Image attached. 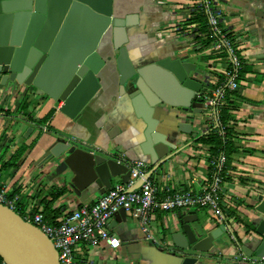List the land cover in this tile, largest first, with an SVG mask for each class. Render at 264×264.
<instances>
[{"label": "crops", "instance_id": "0c3cea01", "mask_svg": "<svg viewBox=\"0 0 264 264\" xmlns=\"http://www.w3.org/2000/svg\"><path fill=\"white\" fill-rule=\"evenodd\" d=\"M217 4L222 10V25L236 34L243 67L247 68L241 69L240 87L234 94L236 107L228 121L238 147L227 158L224 169L220 204L225 222H220L207 208L191 207L174 212L156 211L151 216V226L154 236L164 241L168 240L166 226L179 225L186 215L191 218L196 215L198 221H209L216 224L214 226L223 224L226 232L215 244L216 250L227 258L237 252L236 241L248 232L234 215H228V207L232 206L238 217L251 222L263 202L258 195L264 188V58L260 57L264 53V0H217ZM114 7L139 14V23L128 28V47L135 66L167 55L176 47L186 48L187 53L198 55V60L193 61L210 74L211 90L217 78L214 72L220 71L223 61L208 54L203 47L205 37L196 29L197 23L189 22L190 0H114ZM184 31L188 34L191 31L190 35L195 31V34L183 36ZM98 50L103 56L110 53L108 42L99 44ZM110 72L112 78L108 77ZM98 75L101 78L99 90L75 119L59 111L62 101L45 94L25 93L23 89L0 97V182L10 192L20 194L19 206L23 211L40 210L50 222H55L65 211L84 202L92 203L101 194L97 183L89 184L86 175L82 171L76 174L64 164L62 157L40 160L59 138L74 139L84 147L101 146L126 158L146 160L140 150L133 149L141 138L140 134L136 138L135 133L140 132L143 123L133 116L126 97L118 94L113 60L106 61ZM50 109H54L51 117L46 122L39 121ZM202 116L206 120L198 126L195 139L174 133V128L168 135L179 150L164 171L154 169L146 161V175L150 173L148 177L157 186L158 198L182 190L198 193L208 178L212 145L199 137L207 134L215 122L206 114ZM14 153L20 156L13 159ZM117 181L119 177L112 178V184ZM139 184L140 179H137L133 186ZM61 190L63 192L59 193ZM116 215L119 222L114 223L112 215L108 228L119 235L120 246L113 249L103 242L79 244L74 249L76 262L161 264L165 255L159 247L150 246V240L129 212L125 211V220L120 214Z\"/></svg>", "mask_w": 264, "mask_h": 264}, {"label": "water", "instance_id": "95a60500", "mask_svg": "<svg viewBox=\"0 0 264 264\" xmlns=\"http://www.w3.org/2000/svg\"><path fill=\"white\" fill-rule=\"evenodd\" d=\"M124 10H116L114 0H0V97L23 89L45 94L62 101L59 111L75 119L101 86L99 71L113 60L118 94L126 97L133 116L143 123L135 133L141 138L133 149L146 157L139 159L162 172L179 150L168 138L173 128L174 133L195 139L198 126L206 120L202 115L207 113L204 98L211 76L193 61L198 55L182 47L166 48L167 55L135 66L128 28L139 23V14ZM182 35L189 34L184 31ZM103 41L108 42L106 56L98 50ZM112 76L110 72L108 77ZM98 147L93 150L74 139L59 138L40 160L62 157L76 174L82 171L89 184L97 183L102 194L112 185V178L127 183L130 170L113 152ZM258 199L263 202L251 218L254 228L236 241L235 255L264 257V188ZM117 213L125 220V210L119 208L113 214L114 223L119 222ZM211 225L198 221L196 215H186L179 225L166 226L168 240L163 244L149 243L165 255L161 264H246L232 262L216 250L215 241L226 228ZM0 257L7 264H58L50 238L2 203Z\"/></svg>", "mask_w": 264, "mask_h": 264}, {"label": "built area", "instance_id": "2783aa9c", "mask_svg": "<svg viewBox=\"0 0 264 264\" xmlns=\"http://www.w3.org/2000/svg\"><path fill=\"white\" fill-rule=\"evenodd\" d=\"M190 2L192 4L190 16L199 13L206 21L207 31L202 35L207 38V41L203 47L215 59L223 61L220 71L214 72L217 76L216 83L204 98L206 114L214 120L215 126H218L220 133L223 134L220 110L226 93L238 90L240 87V71L244 60L241 57L236 34L222 25V10L217 0H190ZM194 34L195 31L190 37ZM88 148L99 149L98 146ZM106 152L112 153L107 149ZM112 155L130 170L129 181L125 183L119 180L113 183L94 202H84L75 209L65 211L55 222L46 219L40 210L23 211L19 206L20 194L10 192L9 188L1 182L0 203L29 220L50 238L57 251L58 264H78L74 257V249L79 244L96 245L103 242L113 249L119 247L121 238L108 228L109 219L119 208L129 212L146 238L158 245L163 244V241L154 236L151 226V216L156 211L174 212L191 207H202L209 209L220 222H225V215L220 204L226 162L223 151L211 158L208 178L198 193L182 190L164 198L157 197V186L146 176V161L139 158H126L123 154L112 153ZM137 179L142 180L141 184L130 189ZM229 258L237 263L264 262V257H248L244 253L238 255L233 253ZM0 264L7 263L0 257Z\"/></svg>", "mask_w": 264, "mask_h": 264}, {"label": "trees", "instance_id": "16d2710c", "mask_svg": "<svg viewBox=\"0 0 264 264\" xmlns=\"http://www.w3.org/2000/svg\"><path fill=\"white\" fill-rule=\"evenodd\" d=\"M188 20L189 22H193V21L196 22L197 23L196 29L201 31V33L203 34H206L207 25H206V21L203 15L199 13L197 15L193 14V16L188 18ZM206 41H207V38L205 37V42ZM241 69L245 70L247 68L242 66ZM235 92L236 90L228 91L226 93L224 104L220 110V121H221L222 129L224 133L223 134L220 133L218 126L211 125L208 133L199 137L201 140L205 141L207 144L212 145L211 146L212 156H215L220 151L224 152V154L226 155L225 166L227 163V158L229 159L230 155L234 153L238 147V145L235 142V138H234L235 134L232 130V126L228 124L229 119L232 118L231 111L235 109L236 107V101L234 97ZM53 111L54 109H50L39 121L46 122L51 117ZM19 156H20L19 153L18 154L14 153L12 155L13 159H17ZM62 192L63 190H61L59 193H62ZM227 213L228 215H234V218H236L238 221H241L248 231L254 228L250 221L244 218L238 217L239 214L236 212V210L232 206L228 207ZM44 217L47 219L46 215H44Z\"/></svg>", "mask_w": 264, "mask_h": 264}, {"label": "rangeland", "instance_id": "374dc122", "mask_svg": "<svg viewBox=\"0 0 264 264\" xmlns=\"http://www.w3.org/2000/svg\"><path fill=\"white\" fill-rule=\"evenodd\" d=\"M23 215V214H22ZM231 237H232V239H234V236L231 234ZM228 240H230V238H228Z\"/></svg>", "mask_w": 264, "mask_h": 264}]
</instances>
